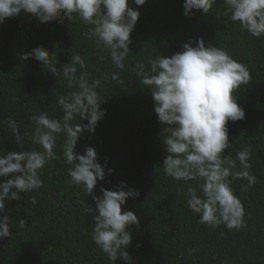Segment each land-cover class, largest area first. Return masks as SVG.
Segmentation results:
<instances>
[{
    "label": "trees",
    "instance_id": "1",
    "mask_svg": "<svg viewBox=\"0 0 264 264\" xmlns=\"http://www.w3.org/2000/svg\"><path fill=\"white\" fill-rule=\"evenodd\" d=\"M183 3L146 0L137 6L129 0L140 15L130 34L131 52L123 70L114 66L109 50L85 35L93 26L75 15L62 23H41L23 11L5 18L0 24V155L43 151L32 141L31 117L46 111L61 119L63 111L56 98L73 90L62 72L56 78L41 62L20 56L43 46L50 56L55 54L62 70L71 63V55L79 54L89 82L100 80L96 91L106 114L94 133L81 135L75 151L84 154L86 147H94L97 161L105 167V179L97 181L94 195L102 196V187L115 190L121 181L139 190V197H130L122 205V211H133L139 220V226L128 229L132 240L125 250L132 264H264V35L256 38L242 31L239 22L231 20L224 0H216L208 14L193 10L190 17L184 15ZM197 38L226 50L250 72L249 81L233 91L245 118L227 123L233 146L223 153L235 160L238 151L249 149L250 171L256 176L250 188L246 179L229 177L244 207L245 226L239 230L200 223L199 214L186 201L187 188L195 187L200 194L198 185L203 181H176L165 174L162 164L167 153L161 133L167 125L158 121L151 91L135 72L137 63L149 69V58H170ZM77 69L78 77L84 70L78 65ZM115 73L116 80L112 79ZM8 118L19 126L20 144L8 128ZM73 123L87 121L77 117ZM63 142L58 135L53 149L56 158L39 170L42 187L21 193L20 200L5 201L0 215L9 216L11 236L0 239V264H126L122 258L109 261L92 240L93 217L85 209L89 205L95 210V203L82 186L70 183L72 166L64 160ZM236 165L234 172L243 170L238 160ZM108 169L113 171L109 174ZM20 219L26 222L23 228L17 227Z\"/></svg>",
    "mask_w": 264,
    "mask_h": 264
},
{
    "label": "clouds",
    "instance_id": "2",
    "mask_svg": "<svg viewBox=\"0 0 264 264\" xmlns=\"http://www.w3.org/2000/svg\"><path fill=\"white\" fill-rule=\"evenodd\" d=\"M215 2L184 0V15H194L193 10L208 14ZM132 3L142 6L146 0H132ZM224 3L231 20L239 22L242 31L256 38L264 35V0H224ZM22 11L41 23H62L64 18L72 21L75 15L84 24L92 25L85 35L89 39L94 37L97 44L109 50L114 66L120 70L125 68L124 61L131 52L130 34L140 15L138 8L129 6V0H0V24ZM29 57L41 62L56 78L62 72L73 90L56 98L63 111L61 119L50 117L46 111L31 117L32 141L43 151H8L0 155V178H7L0 182V213L5 211V201L20 200L21 193L42 187L39 170L48 160L56 158L53 149L57 136L62 135L63 157L72 166L68 169L70 183L82 186L95 203V210L89 205L85 209L93 217L92 240L109 261L122 258L126 264H132L133 259L125 250L132 240L128 229L131 225L139 226V220L133 211H122V205L130 197H139V190L121 181L115 190L102 187V196L94 195L97 181L105 179V167L97 161L94 147H86L84 154L75 151L81 135L85 131L94 133L106 114L96 91L100 80L89 82L85 60L79 54L71 55V63L62 70L57 67L55 54L50 56L43 46L22 54L20 59ZM147 64L149 69L137 63L135 72L151 91L158 121L167 125L161 133L167 153L162 164L165 174L176 181H203L198 185L200 194L195 187L187 188L186 201L199 214L200 223L212 228L223 224L229 230H239L245 226L244 207L234 194L229 177L246 179V188H250L256 183V176L250 171L249 149L238 151L235 160L223 153L233 146L227 123L245 118L233 91L249 81V70L226 50L206 44L202 38L184 43L182 51L170 58L161 55L149 58ZM77 65L84 70L78 77ZM118 78V73L112 75V79ZM77 117L87 123H73ZM7 125L20 144L22 136L17 122L8 118ZM237 160L243 170L234 172ZM112 171L108 169L109 174ZM10 223L9 216L0 215V239L10 238ZM25 224L20 219L17 227L23 228ZM193 251L190 249L189 254Z\"/></svg>",
    "mask_w": 264,
    "mask_h": 264
}]
</instances>
